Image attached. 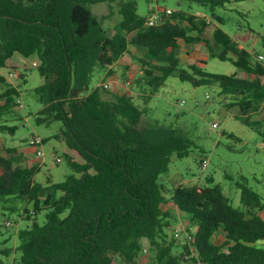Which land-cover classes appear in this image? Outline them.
Listing matches in <instances>:
<instances>
[{
  "label": "trees",
  "instance_id": "16d2710c",
  "mask_svg": "<svg viewBox=\"0 0 264 264\" xmlns=\"http://www.w3.org/2000/svg\"><path fill=\"white\" fill-rule=\"evenodd\" d=\"M99 1L0 0V68L16 53L40 60L38 70L45 81L35 88L43 104L36 119L61 122L54 136L82 159L66 154L73 172L59 182H36V172L28 167L12 169L9 179L0 173V201L25 199L33 205L24 208L29 222L17 231L18 256L9 261L11 247L1 243L0 264H117L118 259L139 264L145 240L155 251L153 264H264V196L239 182L241 205L234 206L212 176L204 187L168 189L162 175L174 154H190L193 141L170 125L139 127L149 111L145 102L168 77L177 76L194 86L217 84L219 94L231 99L228 105L239 107L236 119L264 142V118H250L264 105V63L254 62L239 41L250 40V34L234 39L215 22L223 24L222 17L183 9L159 26H147L137 0H122L121 21L109 31L89 5ZM194 1L214 10L230 0ZM180 41L204 43L211 57L231 61L248 77L210 73L198 64L180 67ZM130 45L147 57L140 60L142 104L129 91L107 100L100 86L91 87L94 72L99 68L113 73L109 67ZM261 46L264 50V34ZM0 82L5 84L0 91V131L12 134L17 126L2 119L14 114L20 90L1 73ZM13 160L0 156V164ZM175 210L195 229L182 244L168 233ZM42 211L41 223L36 216ZM217 234L224 237L220 244L214 242Z\"/></svg>",
  "mask_w": 264,
  "mask_h": 264
},
{
  "label": "rangeland",
  "instance_id": "374dc122",
  "mask_svg": "<svg viewBox=\"0 0 264 264\" xmlns=\"http://www.w3.org/2000/svg\"><path fill=\"white\" fill-rule=\"evenodd\" d=\"M121 3L122 0L113 2L103 0L89 5L104 28L112 31L122 18ZM151 7L157 11L183 9L200 16H211L215 13L216 16L223 18L224 23L215 22L232 38L237 39L238 36L250 34V40L239 41L252 54L254 62L264 63V58H260V55L264 56L261 46V35L264 34V0H230L214 10L194 0H137L139 15L148 17ZM179 45L176 56L183 64H201L203 61L200 66L207 72L248 77L245 70L238 68L231 61H222L208 55L210 51L202 42L195 44L183 42ZM214 49L217 48L214 46ZM202 56L205 57L199 61ZM141 59H147L144 50L130 45L129 51L111 67L113 73H108V69L99 68L94 72L91 87L100 86L102 95L109 100L108 97L115 88V81H112L110 76H114L118 81L116 85L122 86L124 91H129L135 100L142 104L141 86L138 84V80L144 74ZM34 61L38 62L39 66L40 60L37 57L23 58L18 53L5 68H0V73L6 80L20 90L14 114L2 119L9 126L16 125L17 129L12 134L0 131V156L6 159L13 157L15 160L10 163L1 162L0 173L9 179L12 169L28 167L36 172L35 181L45 184L50 178L62 181L73 170L65 157L68 154L66 151L70 148L65 141L54 136L60 132L62 123L51 119L46 123H40L36 119L43 104L39 101L35 88L44 83L45 79L39 73L38 66L33 65ZM154 63L160 65L161 62ZM168 63L165 61L161 64ZM183 64L180 67H184ZM14 72H18L19 76L15 77ZM254 77L255 75H251V78ZM261 78L264 80V76ZM108 80L112 81V87L104 89V83ZM127 81H130V85H126ZM4 88L5 84L0 82V91ZM219 93L220 88L217 84L194 86L190 81L170 76L159 92L145 102L149 111L146 109L139 127L154 124L170 125L179 128L193 141L190 154L184 158H178L174 154L169 171L162 175L161 181L168 189L177 185L204 187L208 184L207 178L212 176L215 182L222 186L234 206H240L239 182L247 183L264 196V142L254 129L236 119L235 116L240 114L239 107L228 105L231 99ZM207 94L210 97L207 98ZM250 118L262 120L264 105ZM214 124L218 126L215 127ZM229 134H235L238 139L230 137ZM34 137L43 139V155H38L36 147L29 144ZM205 160L207 167L203 165ZM25 207L31 209L33 205L25 199L0 201V244L4 243L5 246L11 247L9 261L19 254L17 231L29 222L23 214ZM10 208H14L15 211ZM173 213L174 219L168 233L171 238L174 236L177 242L182 244L190 234V229L192 231L195 229L189 227L188 217L177 210ZM36 218L39 222H44L45 212L38 213ZM175 229L179 231L176 232ZM223 240L221 234L214 238L217 244ZM154 255L155 251L145 240L137 256V262L153 264ZM117 264L125 263L118 259Z\"/></svg>",
  "mask_w": 264,
  "mask_h": 264
},
{
  "label": "built area",
  "instance_id": "2783aa9c",
  "mask_svg": "<svg viewBox=\"0 0 264 264\" xmlns=\"http://www.w3.org/2000/svg\"><path fill=\"white\" fill-rule=\"evenodd\" d=\"M173 13V10L171 9H164L162 11H157L156 9H154L153 7L150 8V15L147 17L146 19V25L147 26H159L161 24L164 23L165 19L170 16ZM260 58H264L263 55H260ZM34 66H38V62L34 61L33 62ZM13 75L15 77H18L19 74L18 72H14ZM126 85H130V81L126 82ZM104 87L105 89H109L112 87V82H105L104 83ZM206 97H210V95H206ZM19 103H22L21 100H18ZM184 102H182L183 104ZM215 127L218 126V124H214ZM30 145L35 146L36 147V152L38 155H43V150H42V146H43V139H41L40 137H34L33 139L30 140L29 142ZM205 167H207V161H204L203 164ZM8 224H10V222H7ZM174 231L178 232V229H175ZM186 258H190L191 255L186 254L185 255ZM199 264H208L207 262H200Z\"/></svg>",
  "mask_w": 264,
  "mask_h": 264
},
{
  "label": "crops",
  "instance_id": "0c3cea01",
  "mask_svg": "<svg viewBox=\"0 0 264 264\" xmlns=\"http://www.w3.org/2000/svg\"><path fill=\"white\" fill-rule=\"evenodd\" d=\"M180 44L181 43H183V41H180L179 42ZM16 54H18V53H16ZM16 54H14V56L16 55ZM207 54V53H206ZM21 55V54H20ZM208 55H210V53H208ZM13 56V57H14ZM22 56V55H21ZM229 56H232L231 54H229ZM12 57V58H13ZM23 58H26V57H24V56H22ZM205 56H202L201 57V59L199 60V61H201L203 58H204ZM12 58L7 62V64L12 60ZM193 59H195V58H193ZM181 63V65L183 64L182 62H180ZM201 64L203 63V61H201L200 62ZM201 64H198V65H201ZM187 65H189V64H183V66L184 67H186ZM112 66H110L109 68H111ZM110 79L112 80V81H115V88H114V91L112 92V94L110 95V97H108L109 98V100H113L114 98H115V96L117 95V94H121V93H123L124 92V89H123V87L122 86H118V85H116V82L118 83V81L116 80V78L114 77V76H110ZM112 81H106V82H112ZM113 84V83H112ZM103 98H104V96H103ZM105 99V98H104ZM68 154H70V155H72V156H75L76 158H77V160L78 161H80V162H82V160H80V157L78 156V155H76L75 154V152L72 150V149H70V150H68V151H66ZM48 180H52L51 178L50 179H48ZM52 181H54V180H52ZM47 182V181H46ZM54 182H59V181H54Z\"/></svg>",
  "mask_w": 264,
  "mask_h": 264
}]
</instances>
